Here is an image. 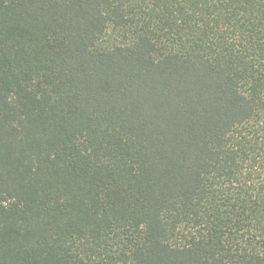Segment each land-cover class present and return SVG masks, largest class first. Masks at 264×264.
Here are the masks:
<instances>
[{
    "label": "trees",
    "instance_id": "1",
    "mask_svg": "<svg viewBox=\"0 0 264 264\" xmlns=\"http://www.w3.org/2000/svg\"><path fill=\"white\" fill-rule=\"evenodd\" d=\"M0 264H264V0H0Z\"/></svg>",
    "mask_w": 264,
    "mask_h": 264
}]
</instances>
